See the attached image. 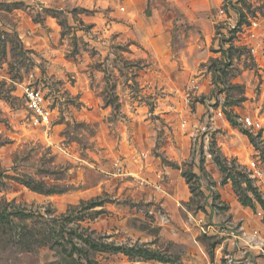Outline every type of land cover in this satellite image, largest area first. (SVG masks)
Listing matches in <instances>:
<instances>
[{
  "label": "rangeland",
  "instance_id": "obj_1",
  "mask_svg": "<svg viewBox=\"0 0 264 264\" xmlns=\"http://www.w3.org/2000/svg\"><path fill=\"white\" fill-rule=\"evenodd\" d=\"M251 159L264 169V0H0V264H264ZM158 172L170 194L144 181Z\"/></svg>",
  "mask_w": 264,
  "mask_h": 264
},
{
  "label": "built area",
  "instance_id": "obj_2",
  "mask_svg": "<svg viewBox=\"0 0 264 264\" xmlns=\"http://www.w3.org/2000/svg\"><path fill=\"white\" fill-rule=\"evenodd\" d=\"M222 2V0H220ZM122 10L125 9L124 6L121 7ZM219 13L221 15H225L224 9L222 5H220ZM259 23L256 20H250V23L247 25V34L249 37V44L250 47L253 49L256 48V36H257V29H258ZM30 34L31 31H28ZM200 88V84L198 83L197 79L194 77H191L187 83V89L191 92L197 91ZM21 95L24 99V102L26 104L27 110L30 113L31 117V122L35 125L42 124L46 125L50 122V109L47 107L44 101V96L41 91V89L32 84L31 82H24L21 84ZM188 100V96L185 98ZM218 114L222 116V111L219 110ZM245 123L249 126H256L259 125L258 122L254 121L251 119L249 116H245L244 118ZM249 174L251 177L255 178L256 180L264 181V169L261 168V166L258 165V163L251 159L249 161ZM114 169L116 170V174H129L128 170L125 168V166L122 163H119L118 161L114 162ZM157 179L152 180L153 182L147 181L144 179L146 183H151L155 188L164 190V177L162 173L158 172L157 174ZM208 229H217L220 232L226 231V226H213L212 224H209ZM204 229V228H203ZM230 236L232 237V240L236 242V240L240 243V247L243 249H250L251 247L254 249H259L260 248V243L257 240H253L249 238L246 235V232L240 228V229H233L230 232ZM231 258H228V262L226 264H231L230 263Z\"/></svg>",
  "mask_w": 264,
  "mask_h": 264
},
{
  "label": "crops",
  "instance_id": "obj_3",
  "mask_svg": "<svg viewBox=\"0 0 264 264\" xmlns=\"http://www.w3.org/2000/svg\"><path fill=\"white\" fill-rule=\"evenodd\" d=\"M169 181L166 182V186L167 188L164 190L166 192H168V194L171 193V189H172V182H173V179H168Z\"/></svg>",
  "mask_w": 264,
  "mask_h": 264
}]
</instances>
